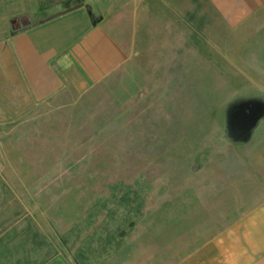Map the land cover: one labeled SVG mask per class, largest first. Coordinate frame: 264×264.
I'll return each mask as SVG.
<instances>
[{
    "label": "rangeland",
    "instance_id": "obj_1",
    "mask_svg": "<svg viewBox=\"0 0 264 264\" xmlns=\"http://www.w3.org/2000/svg\"><path fill=\"white\" fill-rule=\"evenodd\" d=\"M121 26L123 67L0 118V264H181L212 240L238 259L231 225L264 203V72L203 25Z\"/></svg>",
    "mask_w": 264,
    "mask_h": 264
},
{
    "label": "crops",
    "instance_id": "obj_2",
    "mask_svg": "<svg viewBox=\"0 0 264 264\" xmlns=\"http://www.w3.org/2000/svg\"><path fill=\"white\" fill-rule=\"evenodd\" d=\"M28 2L20 0L19 12H0L2 119L90 89L123 67L130 57L125 20H179L199 31L203 25L206 39H224L234 51L229 55L248 58L243 71L264 72V0H80L55 13L43 8L49 14L38 19L30 17ZM8 3L0 1V8ZM227 237L241 239L228 244L238 259L221 255L212 240L181 264H252V256L264 264V203L232 224Z\"/></svg>",
    "mask_w": 264,
    "mask_h": 264
},
{
    "label": "trees",
    "instance_id": "obj_3",
    "mask_svg": "<svg viewBox=\"0 0 264 264\" xmlns=\"http://www.w3.org/2000/svg\"><path fill=\"white\" fill-rule=\"evenodd\" d=\"M68 1H72V0H54V2H57V3H64V2H68Z\"/></svg>",
    "mask_w": 264,
    "mask_h": 264
},
{
    "label": "water",
    "instance_id": "obj_4",
    "mask_svg": "<svg viewBox=\"0 0 264 264\" xmlns=\"http://www.w3.org/2000/svg\"><path fill=\"white\" fill-rule=\"evenodd\" d=\"M15 23H17V19L11 20V24H15Z\"/></svg>",
    "mask_w": 264,
    "mask_h": 264
}]
</instances>
